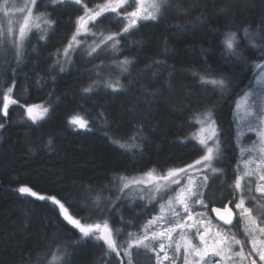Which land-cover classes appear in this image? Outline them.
<instances>
[{
    "label": "trees",
    "instance_id": "obj_1",
    "mask_svg": "<svg viewBox=\"0 0 264 264\" xmlns=\"http://www.w3.org/2000/svg\"><path fill=\"white\" fill-rule=\"evenodd\" d=\"M38 7L54 21L45 39H29L19 60L0 45V107L13 81L12 95L19 100L6 117L0 113V264H128L119 244L156 212V204L120 199L119 178L184 166L201 156L191 134L196 117L209 110L221 141L214 164L222 173L209 177L205 191L215 202L208 210L228 204L240 166L234 106L259 73L255 65L264 64V48L253 47L244 29L264 35V0H167L157 19L139 22L129 33L106 13L93 29L120 33L118 50L92 56L74 50L63 60L83 5L40 0ZM229 31L237 34L239 56L223 44ZM254 42L264 44L259 36ZM125 58L131 61L126 71L120 65ZM200 75H223L228 87L214 88ZM117 81L115 91L107 86ZM86 87L92 91L84 93ZM36 104L49 111L33 123L25 109ZM101 112L109 126L96 119ZM76 114L89 119L90 130L69 125ZM134 133L140 148L114 142L129 141ZM21 186L37 197L54 196L82 222L107 219L120 256L103 241L82 237L59 205L22 194ZM246 201L262 202L251 210L264 225L263 201ZM65 249V256L54 258ZM132 256L133 264H154L144 249L132 250Z\"/></svg>",
    "mask_w": 264,
    "mask_h": 264
},
{
    "label": "snow or ice",
    "instance_id": "obj_2",
    "mask_svg": "<svg viewBox=\"0 0 264 264\" xmlns=\"http://www.w3.org/2000/svg\"><path fill=\"white\" fill-rule=\"evenodd\" d=\"M63 2V0H52V4L56 5L58 3ZM166 0H106V3L102 5H96V8L99 10L89 9L86 4H84V14L80 15L76 18V27L75 32L73 33L71 39L69 40L68 45L64 48L65 56L68 55L69 50L72 49L75 45H79L80 41L77 37L81 33H87L90 31V26L95 27L97 23H101L102 20L98 18H107L105 16L106 13H114L117 17V23L120 22V19L126 21L123 28L121 29L122 33H129L130 30L134 29L139 21L141 20H155L157 19L158 15L162 12V4H164ZM40 0H31V4L34 7H38ZM76 5L83 4V0H74ZM133 3H135V7H133ZM9 0H4V8H5V15H7ZM12 8H16V5L13 3ZM131 8L132 10L129 11L128 9ZM17 11L24 12L27 11L29 16L25 17L24 24L19 29V38L16 39L12 29L9 28L8 34L12 36L10 43L16 48L17 52V59L19 60L24 41L28 35V22L33 11L32 8L27 7L25 5L24 8H18ZM37 20H43L45 24L49 27L54 23L53 20L50 18L45 17L43 13L40 16L36 17ZM39 28V24L35 25ZM46 31V29H45ZM95 35V33H93ZM103 35V33H101ZM120 36V33H112L110 35L105 36L99 43L95 44L94 47L90 48V51L87 53L89 56H92L94 53H97L101 46L107 45V42L115 41L111 44V48L114 51L118 50L119 40L116 39ZM244 36L245 38L249 39V43L253 47H260L264 48V44H256L254 42V38L259 36L261 40H264V35H260L259 33H250L249 30L246 28L244 29ZM45 37L41 36L40 39L43 40ZM237 34L236 32H226L223 40V44L226 46V51L228 54L239 56V53L236 51L237 45ZM5 44V40L0 39V45ZM131 63L130 60L127 58L120 61V65L126 66ZM255 69H259V73L255 75V87H252V91L245 93L243 99L237 102V108L240 107L241 103L248 101L250 96L255 95L259 104H249L248 106L254 110L258 109V112H249L246 113V116L256 115V119L259 121L260 124L264 125V117H261L258 113H264V64H256ZM63 67H61V71H63ZM123 70H127L126 67H123ZM205 72L208 69L204 70ZM255 74V71H254ZM195 75V73H194ZM200 80L205 84H210L214 88H218L220 90H225L228 87L226 83V77L223 75L209 78L207 75H200ZM15 81H13L12 86H8L2 93V107H0V113L3 116L8 115V110L11 105H16L19 103L18 99L13 98V89H14ZM108 87L112 88L114 91L120 87L119 82L112 84L108 83ZM251 86V85H250ZM92 91L91 87H86L83 89L84 93H90ZM24 107V105H21ZM26 114L27 117L33 122L36 123L38 119L43 117L46 113H48L49 109L47 107H43L42 105H28L26 107ZM96 119L101 120L104 122L105 126L107 125V117L106 114L101 112L98 114ZM196 123L200 125L199 129L191 134V139L196 140L202 148H204L205 154L200 156L199 159L195 160L193 164L185 165L184 167H177V168H170L167 170L166 174L159 175L155 177L156 181H163L164 183H156V192L152 194V199L156 198V194L160 193L161 198L164 194H167L168 191H175L176 189L173 188V185L179 187V191L176 193L174 198L175 203H173V197H169L167 202V208L165 204L160 205V215L154 216L148 223L144 226L145 229H148L153 224H156L158 221L163 220L165 217L166 212L170 213L175 218V223L172 227L166 228L161 230L160 232H154L151 236L147 235V233L140 239L135 241V247L141 248L154 253L156 255V264H163V261L169 260L170 257L166 251V245L163 243L165 238L169 240V246L172 239V233L175 232L177 229L181 230L182 238L187 235V230L195 229L196 234L199 238L200 245H196L193 243L192 239L189 238L184 241V264H210V261L214 257H219L221 260L231 259V256L227 254L232 251V245H240L241 251L237 253H233L234 256H239L243 260L245 257V253L243 251L244 242L239 239H236L235 234H229L224 232L221 229H218L215 233L214 237H209V229L205 226L204 231L200 230L201 225L205 223L207 220L208 224H211V220L208 217V207L210 204L214 203L215 201L207 199V193L205 190H202L199 187L198 182H194L191 177H189L188 184L181 186V177L188 176L190 172L194 169L197 173L201 169H208L210 168L212 173H222V169L213 167V161L218 159L221 155V141L219 137V129L216 125V121L212 118V112L209 110L203 114V119L196 117ZM69 125L73 126L74 128L80 129H91L89 119L85 118L80 114L73 115L69 120ZM4 124L0 123V128H3ZM249 131H255L257 136L260 139L261 144V152L264 153V127L254 128L251 125L249 126ZM242 133L238 132L237 140L239 141V136ZM136 141V134L134 133L133 136L130 138L129 141L121 143L119 140H115V143H119L120 147L131 150L132 148H140V145L135 143ZM209 141H214V146H209ZM52 141H49L51 144ZM245 149H241L243 153ZM250 163V162H249ZM197 166H200L199 168ZM247 167V165H246ZM154 170H150L145 173L146 176L149 178H153ZM258 176V180L256 182L255 192L259 193L261 196H264V161L261 164L257 165L256 171H246L244 173V177H252ZM244 177L237 175L234 181V188H233V198L229 200L228 204H224L222 208L220 207H212L211 212L215 213L216 217L219 221L223 222V225L233 226V215L234 209L238 210L237 214L241 219L246 221V224L250 225V227L245 228L246 235L252 236L251 244H252V252H255L261 261H264V249L257 247L258 243L264 244V227H258L257 221L253 219L251 215V209L245 206L246 203V195H245V187H247L248 196L247 199L251 200L254 199L251 195L252 193V185L251 182L245 186L242 183ZM121 181L125 178L120 177ZM204 181V189L208 187L209 177L207 175L203 178ZM142 181L132 180L124 183L123 188L127 189L129 184H140ZM18 191L22 194H28L33 197H37V193L32 191L31 188L26 186H21ZM239 195V200L237 201L236 196ZM40 200H51L54 204L59 205L61 214L63 218L67 221L68 224L72 225L75 229L79 231V233L84 238H92L95 237L97 241H103L108 249L112 252H115L116 255L119 257L120 252L117 250V245L113 240V230L109 226V222L107 219L104 220L103 223H86L82 222V219L74 218L73 215H70L68 210L65 208V205L60 202V200L56 199L54 196H38ZM97 208L103 214V209L100 206V197L96 198ZM179 206V208L177 207ZM194 205H200L204 212L197 213L195 212ZM230 205H234L230 207ZM182 209L184 216L183 222L181 220L180 210ZM257 231L260 234V237H256ZM130 236L135 235V233H130ZM159 239V252H164V256L161 257L159 252L154 247L153 241H157ZM133 247L132 244H129L128 249H124V256L128 258V264H132V254L130 249ZM180 244L176 245V252L177 256L180 252ZM67 254V249L61 253L60 256L54 254V258L59 260L61 256H65ZM252 264H256L255 260H252Z\"/></svg>",
    "mask_w": 264,
    "mask_h": 264
},
{
    "label": "rangeland",
    "instance_id": "obj_3",
    "mask_svg": "<svg viewBox=\"0 0 264 264\" xmlns=\"http://www.w3.org/2000/svg\"><path fill=\"white\" fill-rule=\"evenodd\" d=\"M67 2L74 3V0H63V2H61V3H67ZM146 2H147V0H146ZM13 3L16 5V8H12ZM104 3H106V0L99 1V2L92 4V5H87V7L89 9L99 10L98 8H96V5H102ZM165 4H166V2L164 4H162V10H163V7L165 6ZM25 5H27V7H29V8H32L33 11H32L31 16L29 18L28 28H27L28 35L24 41V46H25L26 42L33 37H36L39 40H41L40 39L41 36L46 37L49 34V30L51 29L50 28L51 26L49 27L47 24H45L43 22V20H37L36 19V17L40 16L41 13H43L45 15V17H47V18H49V16H47V14L44 13L43 7H41V8L40 7H34L31 4V0H9L8 9H7L8 14L7 15H5L4 0H0V39L5 40V44L1 45V47L7 51L14 52L13 54H15V55H17L16 54L17 53L16 48L10 43L12 36H9L8 30H9V28H11L15 38L16 39L19 38V29L24 24L25 17L29 16V13L27 11L20 12V11H17L16 9L24 8ZM82 5H83V8H81V13L79 14V16L84 14V3ZM133 7H135V3H133ZM128 10L131 11L132 9L129 8ZM111 14H114V13H111ZM114 18L117 19V17H114ZM147 20H151V19H147ZM120 21H121V24L123 27L124 24L126 23V21L123 19H120ZM142 21H146V20H141L139 22H142ZM36 24H39V28H37L35 26ZM111 24L112 23H110V25ZM75 27H76V22H75ZM75 27H74L72 34L70 35L69 40L71 39L73 33L75 32ZM104 27H108V26L104 24ZM45 29H46V31H45ZM93 33H95V35H93ZM101 33H103V35H101ZM112 33H114V32H107V31H96L95 32L93 27L90 26L89 32L81 33L77 37V39L80 41V44L75 45L72 49H70L67 56H65L64 49H63L61 52V56H60L61 58L60 59L63 60L65 58H67L71 54V52H73L74 50H78L82 54L89 56L87 53L90 51V48L94 47L95 44L99 43L100 40H102L105 36L110 35ZM69 40H68L66 46L68 45ZM114 42L115 41L107 42L106 46L102 45L101 49H99L98 52L94 53L93 55L99 54V53H105V52L108 53L111 51L113 52L114 50L111 48V44ZM24 46H23V48H24ZM255 86L256 85H255V77H254L251 87L246 89L242 94H240V96L237 98L236 104L234 106V116H235L237 136H238V132L242 133V135L239 136V141L237 140L238 145H239V149H240V151H239V163H240L239 165L240 166L238 169L239 170L238 175H240L242 177H244V173L246 171H249V170L256 171L257 165L261 164L262 161H264V153H262L260 150L261 149L260 139L257 136L255 131H249L250 125L254 128L264 127V125L259 123V121L256 119L255 114L252 116H246V113L258 112V109L254 110V109L250 108L248 105L253 104V103L258 105L259 101L257 100L256 96L253 95V96L249 97L248 101L241 103L240 107L237 108V102L241 101L243 99L245 93L252 91V87H255ZM36 105H39V104H36ZM258 114L261 117H264V113H258ZM200 118L203 119V115ZM199 127H200V125L198 123H196V127L194 129V132H196L199 129ZM209 146H214V141H209ZM242 148L245 149V151L243 153L241 152ZM202 149H203V151H202L201 156L204 155L205 151H206L204 148H202ZM199 158H200V156L195 158L192 162H190L188 164H193V162ZM214 163H215V160L213 161V165H212L213 167H215ZM188 164H186V165H188ZM246 165H247V167H246ZM184 166H180V167H184ZM197 167L199 168L200 166H197ZM167 170H165V171L154 170L153 178H149L148 176L145 175V173L148 172L147 171V172H144V173L139 174V175L130 176L127 178L124 177L125 179L123 181L119 180L116 190H117L118 195L120 196V199H123L126 202H132V203L138 202L141 200V201H145L146 203L155 202V204H156V212L153 213L149 219H147V220H145V222H143V224L140 226V228L137 229L136 232H134L135 235L130 236L129 241L127 243H125L124 245L122 243L119 244L121 246V249H123V252H124V249L129 248V244L133 245V247L130 249L131 254H132V250L144 249L143 247L136 248L135 247V241L142 238L146 233H147V235L151 236L152 233H154V232H160L161 230L172 227L174 225L175 218L170 213L166 212L163 220L158 221L156 224H153L148 229H145V227H144L148 223V221L151 220L154 216L160 215V205L161 204H165V207L167 208V202H168L169 197H173V203H175L174 198L176 196V193L179 191V187L176 185L172 186L173 188L176 189L175 191H168L167 194H164L162 196V198H161V194L157 193L156 198L154 200L152 199V194L154 192H156V183L157 182L164 183L163 181H156L155 177L159 176V175L166 174ZM214 174L215 173H212L210 168L201 169L199 171V173H197L196 170L194 169L192 172L189 173L188 176H182L181 177V186L188 184L189 177H191L194 182H198L199 187L202 190H206V189H204L203 178L205 175H207L208 177H211L210 175H214ZM132 180L142 181V183H140V184H129V187L127 189H124L123 191H121L124 183H127L128 181H132ZM257 180H258V176L244 177V179L242 180V183L245 184V186H247V184L250 181L251 185H252L251 195L255 196V198L257 200L261 199L264 203V196H261L259 193L255 192ZM245 192H247V187H245ZM236 199L238 201L239 196H236ZM251 200H253V199H251ZM249 203L246 201L245 206L248 207L249 209H251L252 206L253 207L257 206L258 203H262V202L259 201L258 203H251V205ZM231 206L234 208V205H231ZM258 206H259V204H258ZM177 207L179 208L178 205H177ZM194 209H195V212H197V213L204 212V209L200 205H194ZM207 211H208V217L211 220V224H208V222L206 220L205 223L203 225H201L200 230L204 231L205 226H207L209 229V237L208 238L210 239L211 237H214L217 230L221 229V227H222V230L224 232H227L229 234H235L236 239H239L242 242H244L243 251L245 253V257L243 260L239 256L232 255L233 253H237V252L241 251L240 245L233 244L232 245V251L227 254L228 256H231V259L221 260L219 257H214L210 261V264H252V260H255L256 264H264V261H261L259 256L255 252H252V244H251L252 236L246 235V233H245V228L250 227V225L246 224V221L239 217V215L237 214L238 210H235L236 221L233 224V226H231V227H224L223 225H221L219 222H217L214 219L213 215L209 212V210H207ZM180 215H181V220L183 222L182 218L184 216V213H183L182 209L180 210ZM251 215H252L253 219H255L257 221L258 227H264V225L259 223V219L257 218L256 215H254V213L252 211H251ZM255 235L257 238L260 237V234L258 231ZM189 238L192 239L194 244L200 245V241H199V238L196 234L195 229L187 230V235L184 236L183 238L181 236V230L177 229L175 232L172 233V239H171L170 246H169L168 238H165L163 240V243H165V245H166V251H167L170 259L163 261V264H184V241L189 239ZM152 243L154 244V247L156 248V250L159 252V243H160L159 239L157 241H153ZM177 244L181 245L180 252H179L178 256H177V252H176V245ZM257 247L264 249V244L258 243ZM144 250L146 252H148L151 256H153L154 264H156V255L154 253L146 250V249H144ZM159 254L161 257H163L165 253L159 252ZM132 258H133V256H132ZM132 262H133V260H132Z\"/></svg>",
    "mask_w": 264,
    "mask_h": 264
},
{
    "label": "water",
    "instance_id": "obj_4",
    "mask_svg": "<svg viewBox=\"0 0 264 264\" xmlns=\"http://www.w3.org/2000/svg\"><path fill=\"white\" fill-rule=\"evenodd\" d=\"M212 207H220V206H212ZM212 207H211V208H212ZM230 207H232V206L230 205ZM220 208H222V207H220ZM210 210H211V209H210ZM211 213H212V212H211ZM212 215H213L214 219H215L217 222H219L221 225H223V222L218 220V218L216 217L215 213H212ZM235 221H236V212H235V210H234L233 224L235 223ZM223 226H224V227H230V226H228V225H223Z\"/></svg>",
    "mask_w": 264,
    "mask_h": 264
}]
</instances>
